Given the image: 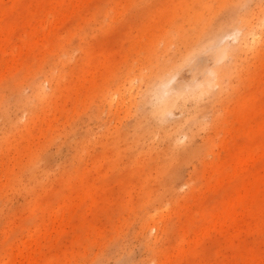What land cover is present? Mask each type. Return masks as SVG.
<instances>
[{
	"label": "rangeland",
	"instance_id": "rangeland-1",
	"mask_svg": "<svg viewBox=\"0 0 264 264\" xmlns=\"http://www.w3.org/2000/svg\"><path fill=\"white\" fill-rule=\"evenodd\" d=\"M0 264H264V0H0Z\"/></svg>",
	"mask_w": 264,
	"mask_h": 264
},
{
	"label": "bare ground",
	"instance_id": "bare-ground-1",
	"mask_svg": "<svg viewBox=\"0 0 264 264\" xmlns=\"http://www.w3.org/2000/svg\"><path fill=\"white\" fill-rule=\"evenodd\" d=\"M162 85L165 86L166 84L163 83Z\"/></svg>",
	"mask_w": 264,
	"mask_h": 264
}]
</instances>
